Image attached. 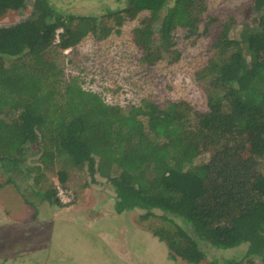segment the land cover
Here are the masks:
<instances>
[{
	"label": "trees",
	"instance_id": "1",
	"mask_svg": "<svg viewBox=\"0 0 264 264\" xmlns=\"http://www.w3.org/2000/svg\"><path fill=\"white\" fill-rule=\"evenodd\" d=\"M124 1L109 11L116 26L151 13L132 31L150 66L174 46L178 27L199 33L201 0ZM30 2L27 18L0 26V169L6 183L21 188L16 177L31 176L34 153L48 167L59 160L88 167L93 176L108 178L117 212L140 208L147 219L154 210L163 212L154 234L173 259L201 264L207 246L247 244L250 263L256 257L264 263V0H254L250 21L223 23L215 55L197 72L208 93L204 112L186 100H146L127 109L107 103L80 77L65 73L64 51L88 34L108 37L115 27L101 17L64 12L51 0H0V18ZM58 179L67 182L65 170ZM44 197L63 206L56 189Z\"/></svg>",
	"mask_w": 264,
	"mask_h": 264
},
{
	"label": "rangeland",
	"instance_id": "2",
	"mask_svg": "<svg viewBox=\"0 0 264 264\" xmlns=\"http://www.w3.org/2000/svg\"><path fill=\"white\" fill-rule=\"evenodd\" d=\"M51 2L67 13L101 17L120 30H112L101 40L88 34L69 53L64 52L65 73L80 77L86 89L125 109L146 100H186L204 112L208 110V93L197 72L215 55L214 44L223 23L239 27L250 21L254 0H201L204 11L199 33L190 35L178 27L174 46L151 66L142 61L132 32L149 20V11L116 26L109 11L124 7V0ZM31 11L32 2L24 11L10 10L0 18V26L17 23ZM29 159L34 168L31 176L16 177L20 189L6 183L7 176L0 169V264H192L180 257L173 259L166 243L154 234L155 227L162 224L160 210H154L155 215L148 219L140 208L117 212V195L99 172L93 176L88 167L64 166L63 160L48 167L40 161L39 153ZM61 170L67 174L64 185L73 193L71 202L63 206L44 197L45 190L56 189L61 183ZM8 209L11 214L5 215ZM247 248V244L230 249L207 246L201 264L213 260H218L217 264H251ZM253 262L264 264L258 257Z\"/></svg>",
	"mask_w": 264,
	"mask_h": 264
},
{
	"label": "built area",
	"instance_id": "3",
	"mask_svg": "<svg viewBox=\"0 0 264 264\" xmlns=\"http://www.w3.org/2000/svg\"><path fill=\"white\" fill-rule=\"evenodd\" d=\"M61 31V30H60ZM57 41H59V36ZM74 47H70L66 49L64 52L67 54L69 53ZM71 75V74H70ZM56 191H57V197L63 202V203H69L71 202V197H73V193L68 187L60 184L56 185Z\"/></svg>",
	"mask_w": 264,
	"mask_h": 264
},
{
	"label": "crops",
	"instance_id": "4",
	"mask_svg": "<svg viewBox=\"0 0 264 264\" xmlns=\"http://www.w3.org/2000/svg\"><path fill=\"white\" fill-rule=\"evenodd\" d=\"M11 214V209H8V212H6L5 215H10Z\"/></svg>",
	"mask_w": 264,
	"mask_h": 264
}]
</instances>
